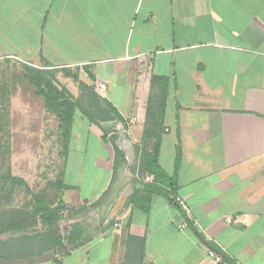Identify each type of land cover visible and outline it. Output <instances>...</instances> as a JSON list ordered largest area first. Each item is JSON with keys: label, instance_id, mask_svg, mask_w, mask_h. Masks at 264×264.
I'll return each instance as SVG.
<instances>
[{"label": "crops", "instance_id": "obj_1", "mask_svg": "<svg viewBox=\"0 0 264 264\" xmlns=\"http://www.w3.org/2000/svg\"><path fill=\"white\" fill-rule=\"evenodd\" d=\"M34 76L71 90L81 81L121 116L95 122L77 111L57 179L70 187L67 203L90 211L89 241L34 264H126L130 235L144 245L141 262L128 264H215L210 250L223 264H264V0H0V150L20 178V154L43 147L51 113ZM32 105L38 129L28 127ZM149 135L150 146L161 141L168 195L140 206L133 198H147L152 183L138 172ZM86 136L98 150L82 195ZM115 147L125 158L117 169ZM18 237L11 229L0 242Z\"/></svg>", "mask_w": 264, "mask_h": 264}, {"label": "trees", "instance_id": "obj_2", "mask_svg": "<svg viewBox=\"0 0 264 264\" xmlns=\"http://www.w3.org/2000/svg\"><path fill=\"white\" fill-rule=\"evenodd\" d=\"M158 80L159 78H152V83L154 84ZM32 82H34L38 94L45 98L49 112L54 114L59 121V131L62 134L63 143H65L62 154H66L69 148L74 118L78 110L95 122L121 120L120 114L109 103L103 101L97 94L94 97L93 89L83 84H81L83 95L88 100L86 103L65 98V91L59 90L53 84L52 78H48L46 82L45 79L41 80L40 77L34 76ZM163 95L165 96V92ZM151 109L152 106L149 107L148 121L151 119L155 121L156 118L151 114ZM149 136L151 137L146 136L142 139L141 145L145 147L139 148L138 172L140 178L149 175L154 177V181L150 186L144 188L143 193L148 196L147 198L144 197L142 201L140 199L138 202L136 197L133 198L132 202L140 206L148 205L154 195H168L161 187L166 180L158 165L161 141L159 136L155 137V143L150 146L148 141L153 140L154 136ZM115 151V169H117L119 164L125 161V158L118 147H115ZM7 157L8 154L0 150V184L2 183L0 186V234L12 229L20 233V237L0 242V264H34L32 260L45 253L56 254L58 252L61 257H64L85 245L89 239H83L81 224H75L69 235L61 234L60 223L63 220L64 212L68 211L70 218H74L87 210L84 207L71 208L64 200V194L70 187L60 178L49 182L40 192H34L25 180L12 175ZM18 187H23L31 195L32 200L24 208H11L6 211L4 204L11 203L9 196ZM29 230H33V232L27 234L26 231ZM143 245L144 239L128 236L126 264L129 261L141 262ZM133 248L136 252L131 253Z\"/></svg>", "mask_w": 264, "mask_h": 264}, {"label": "rangeland", "instance_id": "obj_3", "mask_svg": "<svg viewBox=\"0 0 264 264\" xmlns=\"http://www.w3.org/2000/svg\"><path fill=\"white\" fill-rule=\"evenodd\" d=\"M53 84L59 90L65 91L64 92L65 98H67V99H71V100L77 99V97H78L77 91H76L77 87H78V91L83 93L81 86H80L81 81L76 82V84H74L76 86V88L73 87L72 90L67 86H66L67 88H64V87L60 88L59 86H57L56 83L53 82ZM34 92H35V90H34ZM73 93H75L77 95V97H74L75 94L72 95ZM36 97L39 99H42L38 95H36ZM34 109H35V111H34ZM36 110H37L36 105H32V107L30 109V113L33 115V120H32V124L30 122H28L29 123L28 127L33 128V124H35L36 129H38V127H40V125H41L40 120H41L42 113L37 111L39 115L36 116ZM56 119L57 118L52 113H49L47 136H44V133H43V136H44L43 139L45 140L43 147H40V145L38 146L37 143H34L32 145V150H34V152H30L28 154H20L23 158L22 159L23 167H21V169L24 171V173L21 174V176H22V178H24L23 180H25L28 183V185L34 190V192H40L42 189H44L47 186V184H49V182L56 181V179L59 177L58 175L60 174L61 165L65 162V155L60 153V152L64 151L65 143H63V137H62L61 132L60 131L58 132L56 130V128H57L56 127L57 126V120ZM74 136L75 137L77 136V132L74 133ZM39 138H40V135H37V139H39ZM80 140L77 143L75 142L72 146V149H74V151H75V153L72 152V154H71V160L72 161H74L75 157L76 158L78 156L80 157V155L78 153V151H80V149H78V146H79L78 144L80 143ZM87 140H89L90 149H89V153L86 152L87 156L82 155V157L88 158L85 161L86 174H85V178H84V184L81 185V189H80L82 195H85L89 191V189H88V187L90 186L89 182L91 179H93L92 174H91V173H93V170H91L90 164H91V160H92L93 155L98 150L97 145L95 143V138L93 136H91L90 139L86 136V138H85L86 142L85 143H87ZM40 148H41V150H40ZM137 160H138V158H137ZM63 166H64V164H63ZM12 175L14 176L13 173H12ZM17 177L20 178V176H17ZM1 184H0V186H1ZM9 199H10L11 203L10 204L9 203L4 204L5 210H10L11 208H24L32 200V197L23 187H18L14 190V192L12 194H10ZM68 204L72 208L73 205H71L70 203H68ZM79 208H82V207H79ZM64 213L65 214L63 215V220L60 223V230H61V234L63 236L69 235L72 228L75 227V224H77V223L82 224L85 220H91V217L88 216L90 211L84 212L81 215L80 214L76 215L74 218H70L68 211H66ZM80 218H82V220ZM32 232H33V230H29V234ZM48 254H49V256H60L61 255L58 252L56 254L53 252H50ZM8 264H11V263H8Z\"/></svg>", "mask_w": 264, "mask_h": 264}, {"label": "built area", "instance_id": "obj_4", "mask_svg": "<svg viewBox=\"0 0 264 264\" xmlns=\"http://www.w3.org/2000/svg\"><path fill=\"white\" fill-rule=\"evenodd\" d=\"M99 89L101 91H104L106 89V86L105 85H100ZM145 180L147 182H153L154 181L153 177H150V176H148ZM171 201L175 202L176 204L179 205V207L181 208L182 212L187 216V218L191 217V211H190L189 207L187 206V204L185 203L184 200H182L180 197L177 196V197H173L171 199ZM179 227H180V229H185L187 227V224L186 223H182ZM208 256H209V258H211L213 260V262L215 264H223V262H224L223 256L221 254H218L214 250H210L208 252Z\"/></svg>", "mask_w": 264, "mask_h": 264}]
</instances>
